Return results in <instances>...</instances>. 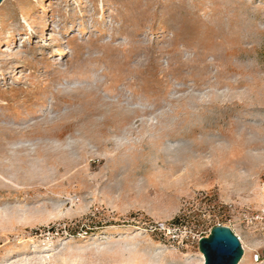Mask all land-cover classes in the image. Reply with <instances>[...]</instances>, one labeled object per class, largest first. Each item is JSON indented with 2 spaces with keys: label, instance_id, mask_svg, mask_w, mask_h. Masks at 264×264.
Segmentation results:
<instances>
[{
  "label": "rangeland",
  "instance_id": "374dc122",
  "mask_svg": "<svg viewBox=\"0 0 264 264\" xmlns=\"http://www.w3.org/2000/svg\"><path fill=\"white\" fill-rule=\"evenodd\" d=\"M263 203L264 0L0 2V264H264Z\"/></svg>",
  "mask_w": 264,
  "mask_h": 264
},
{
  "label": "water",
  "instance_id": "95a60500",
  "mask_svg": "<svg viewBox=\"0 0 264 264\" xmlns=\"http://www.w3.org/2000/svg\"><path fill=\"white\" fill-rule=\"evenodd\" d=\"M198 250L203 255V264H237L242 255L238 238L223 225L212 227L207 236L200 237Z\"/></svg>",
  "mask_w": 264,
  "mask_h": 264
},
{
  "label": "built area",
  "instance_id": "2783aa9c",
  "mask_svg": "<svg viewBox=\"0 0 264 264\" xmlns=\"http://www.w3.org/2000/svg\"><path fill=\"white\" fill-rule=\"evenodd\" d=\"M250 220L258 221V222L262 223L264 226V203H263L262 207L260 208L259 212L257 214H255L254 217L251 218Z\"/></svg>",
  "mask_w": 264,
  "mask_h": 264
},
{
  "label": "bare ground",
  "instance_id": "6f19581e",
  "mask_svg": "<svg viewBox=\"0 0 264 264\" xmlns=\"http://www.w3.org/2000/svg\"><path fill=\"white\" fill-rule=\"evenodd\" d=\"M132 264H137L136 262H133Z\"/></svg>",
  "mask_w": 264,
  "mask_h": 264
},
{
  "label": "trees",
  "instance_id": "16d2710c",
  "mask_svg": "<svg viewBox=\"0 0 264 264\" xmlns=\"http://www.w3.org/2000/svg\"><path fill=\"white\" fill-rule=\"evenodd\" d=\"M175 223H176V221H175Z\"/></svg>",
  "mask_w": 264,
  "mask_h": 264
}]
</instances>
